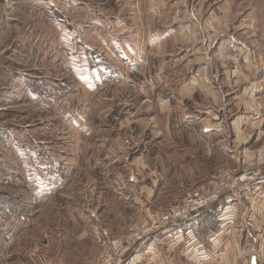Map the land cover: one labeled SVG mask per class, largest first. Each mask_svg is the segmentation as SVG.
I'll use <instances>...</instances> for the list:
<instances>
[{"label": "rangeland", "instance_id": "obj_1", "mask_svg": "<svg viewBox=\"0 0 264 264\" xmlns=\"http://www.w3.org/2000/svg\"><path fill=\"white\" fill-rule=\"evenodd\" d=\"M138 1L9 0L0 30V264H91L107 247L132 264L134 247L117 243L147 219L146 207L174 205L227 168L263 177L257 152L234 163L217 138L208 155L163 136L157 102L175 92L183 63L176 50L150 61L130 54L147 31ZM237 3L261 18L264 0ZM228 52L231 69H246L242 51ZM174 103L170 123L195 114L192 104ZM259 192L240 188L225 210L243 221L258 208L246 199Z\"/></svg>", "mask_w": 264, "mask_h": 264}, {"label": "crops", "instance_id": "obj_2", "mask_svg": "<svg viewBox=\"0 0 264 264\" xmlns=\"http://www.w3.org/2000/svg\"><path fill=\"white\" fill-rule=\"evenodd\" d=\"M138 2L146 13L147 31L145 29L140 46L136 45L137 51L128 47L130 54L140 58L141 52L144 60L149 58L150 61L153 55L169 56L176 50L174 59L183 63L182 70L172 77L177 84L175 92L157 102L158 115L162 114L167 121L162 124L163 136L193 141L208 155L215 154L213 140L217 138L221 142L218 149L228 154L234 163L243 164L247 153L257 152V157H264V11L261 18L254 15L249 5L240 11L239 0ZM8 12L9 0H0V30ZM202 18L222 24L224 36L214 40L205 34L200 25ZM166 19L169 24L161 26ZM233 28L246 33L249 30L257 40L247 42L231 32ZM231 45L239 46L238 50L243 52L246 67L243 71L231 69L227 62L225 54ZM124 54L129 67H135L133 57L130 59L125 51ZM162 73L161 67L157 69V74ZM178 100L192 104L195 114L189 110L194 115L173 124L168 121V115L172 111L171 104ZM230 116H233L231 120ZM259 166L264 171V164ZM225 171L235 172L234 168ZM148 194L153 197L154 191L150 189ZM228 203L227 200L215 203L201 213L204 216L199 214L186 223L149 234L133 246L135 252L130 261L132 264H264L261 259L264 256V191L254 204H258L257 211L245 213V222L236 221L233 213L228 214L225 210L230 207ZM218 205L223 207L220 215L215 210ZM144 210L150 212L149 207ZM205 214L208 215L205 217ZM231 220L234 221L231 223ZM144 222L146 224V219ZM144 231L145 225L140 232ZM191 233L197 240L192 239ZM258 233L260 236L256 238ZM187 234L191 241L186 242L184 252L180 253L177 245ZM197 241L205 247H200ZM107 244L115 245L109 241Z\"/></svg>", "mask_w": 264, "mask_h": 264}, {"label": "built area", "instance_id": "obj_3", "mask_svg": "<svg viewBox=\"0 0 264 264\" xmlns=\"http://www.w3.org/2000/svg\"><path fill=\"white\" fill-rule=\"evenodd\" d=\"M200 25L202 31L214 40L222 38L225 34V29L222 24H215L209 18H205L204 20L200 21ZM238 49V46L231 45L229 51L231 53H239ZM257 171L258 173H261L263 171V167L261 168V166H258ZM247 173H249V171L243 170L239 173L240 175H238L237 172H228L225 170H221L217 174L213 175L210 179L206 180L202 186L191 191L179 202L174 203V205L153 209L147 214L146 224L145 222H138L134 227L128 230L127 235L118 242L119 248H121V250H127L129 247L134 246L135 244L140 242L144 234H155L159 231H163L170 227H173L178 223H186L190 221V219L194 218L196 215H199L200 213L204 212L206 209L217 203L222 195L226 194L227 196H224V199L233 201L228 197V195L230 197H233L236 194L237 190H239L240 188L243 189V191H249L253 186H256V188L258 189L263 188L264 175L263 177L261 176L253 181L252 175L249 176V174ZM262 195L263 192H259L258 196H248V198L252 199H244H246L248 203L251 204L254 201H259ZM222 208L223 207L221 205H218V207L215 208L216 212H218L219 215L222 211ZM219 215L217 217V221L219 220ZM245 220V214H243V222H245ZM233 221L234 220H231V223ZM144 225L145 231L143 233H138L137 230L139 231V227H142L143 229ZM191 236L192 239H196L193 233H191ZM259 236L260 233L256 234V238H258ZM189 240V235H184L183 241L177 245V249L180 253L184 252L185 244ZM197 242L200 244V247H205L199 241ZM91 264L119 263L116 258V253L112 251V248L107 247L104 252L100 254Z\"/></svg>", "mask_w": 264, "mask_h": 264}, {"label": "trees", "instance_id": "obj_4", "mask_svg": "<svg viewBox=\"0 0 264 264\" xmlns=\"http://www.w3.org/2000/svg\"><path fill=\"white\" fill-rule=\"evenodd\" d=\"M207 215H208V214H205V217H206ZM200 216H204V215H201V213H200ZM209 216H211V214H210Z\"/></svg>", "mask_w": 264, "mask_h": 264}]
</instances>
